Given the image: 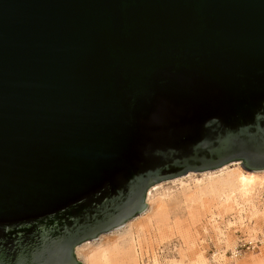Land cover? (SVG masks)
<instances>
[{
	"label": "water",
	"instance_id": "water-1",
	"mask_svg": "<svg viewBox=\"0 0 264 264\" xmlns=\"http://www.w3.org/2000/svg\"><path fill=\"white\" fill-rule=\"evenodd\" d=\"M232 161L264 170V0H0V264H80Z\"/></svg>",
	"mask_w": 264,
	"mask_h": 264
},
{
	"label": "rangeland",
	"instance_id": "rangeland-1",
	"mask_svg": "<svg viewBox=\"0 0 264 264\" xmlns=\"http://www.w3.org/2000/svg\"><path fill=\"white\" fill-rule=\"evenodd\" d=\"M240 163H230L229 168H239ZM253 172L264 176V170ZM194 173V177H202V172ZM170 180L161 181L159 190L174 189L175 182ZM257 195L255 204L262 216L258 222L254 218L238 220L234 213L216 206L196 205L189 214L190 210L174 199L167 206L165 218L157 220L151 202L118 228L77 245L74 255L80 264H155L154 259L158 264L172 260L181 264H264V243L253 250L241 246L242 239L264 235V188ZM146 208L148 211L142 214ZM235 246L241 252L238 256L233 255Z\"/></svg>",
	"mask_w": 264,
	"mask_h": 264
},
{
	"label": "bare ground",
	"instance_id": "bare-ground-1",
	"mask_svg": "<svg viewBox=\"0 0 264 264\" xmlns=\"http://www.w3.org/2000/svg\"><path fill=\"white\" fill-rule=\"evenodd\" d=\"M232 162L238 163V161ZM232 162L221 165L215 169H209L210 171H188L187 173L176 176L173 179L170 178L171 182H175L174 189L163 188V190L165 191H160L159 188L162 185V183H160L161 181L152 184L146 191L145 204H147V208L152 202L151 207L153 208L154 218L158 220L162 219L163 217L164 219L167 212V206L169 205V202L174 199L176 200V202L183 204L185 208L190 210L189 214L192 213L191 209L196 205H201L205 208L216 206L217 209L224 211L225 213H227L226 211H228V213L229 211L231 213H234L238 220L244 218H254V220L257 219L256 221L258 222L262 216L257 205L255 204V200L256 197H258L257 194L259 189L264 188V176L254 173L253 171L244 170L241 167L230 169L229 166L231 164H235ZM194 172H202V177H194ZM147 208L145 209V211H143L142 214H145L148 211ZM141 212L142 211L138 212L136 215ZM216 213H218V211ZM136 215H134L133 217H135ZM168 221H170V219H168ZM119 226L115 228H118ZM215 227L217 229V232L219 234H222V230L219 225H216ZM130 242L132 243V245L134 244L132 239ZM242 243H246L244 246L245 250L259 249L264 243V235L257 238L242 239L241 244ZM240 253V250H238L235 246L233 255L238 256V254ZM154 263L158 264L155 259ZM168 264L181 263L176 260H172Z\"/></svg>",
	"mask_w": 264,
	"mask_h": 264
},
{
	"label": "built area",
	"instance_id": "built-area-1",
	"mask_svg": "<svg viewBox=\"0 0 264 264\" xmlns=\"http://www.w3.org/2000/svg\"><path fill=\"white\" fill-rule=\"evenodd\" d=\"M246 243H242L241 246L244 247ZM249 245H250V242H249Z\"/></svg>",
	"mask_w": 264,
	"mask_h": 264
}]
</instances>
